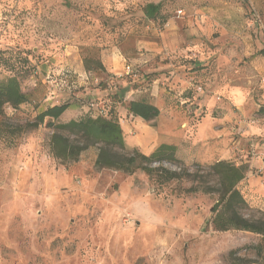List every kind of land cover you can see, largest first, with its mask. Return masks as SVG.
Wrapping results in <instances>:
<instances>
[{
	"label": "rangeland",
	"instance_id": "1",
	"mask_svg": "<svg viewBox=\"0 0 264 264\" xmlns=\"http://www.w3.org/2000/svg\"><path fill=\"white\" fill-rule=\"evenodd\" d=\"M149 2L161 4L156 20L144 15ZM262 49L264 0H0V79L19 77L31 97L0 114V264H264L261 235L213 228L216 194L188 192L186 179L161 182L141 169L98 168L97 145L77 161L55 158L50 118L34 126L54 95L32 73L42 66L55 95L73 100L72 118L96 115L90 101L113 109L127 146L149 155L159 120L122 113L121 104L146 95L130 96L129 86L144 89L175 69L192 78L190 93L171 99L180 125L196 119L197 108L218 115L226 103L236 127L237 119H264ZM85 56L105 69L84 73ZM124 65L136 75L124 74ZM181 160L190 171L210 164ZM242 193L245 215L262 217L264 201Z\"/></svg>",
	"mask_w": 264,
	"mask_h": 264
},
{
	"label": "trees",
	"instance_id": "2",
	"mask_svg": "<svg viewBox=\"0 0 264 264\" xmlns=\"http://www.w3.org/2000/svg\"><path fill=\"white\" fill-rule=\"evenodd\" d=\"M143 12L146 18L156 20L161 12V4L149 2L143 7ZM260 52L264 54V49ZM83 62L87 73H91L93 69H105L100 58L85 56ZM37 70L38 64L33 67L32 73L35 74ZM133 88L138 87L134 85ZM30 99V95L23 91L19 77L12 75L0 79V114H5L6 105L18 110ZM69 106L70 102L65 99L49 104L37 115L34 124L38 126L46 117L50 118L47 125L53 128L51 149L55 158L63 162L77 161L83 151L97 145L99 151L95 164L98 168H112L129 174L141 169L156 176L161 182L186 179L192 183L186 189L188 192L201 191L217 195L216 202L211 207L210 219L215 230L250 231L261 235L264 241V210L262 217L257 218L248 217L244 213L250 205L240 190L239 183L250 170L248 164L237 165L230 160H219L206 165L195 163L196 170L190 171L179 159L176 145L163 143L149 155L137 148H129L119 117L113 109L105 110L104 115L89 112L81 118L64 121L61 117ZM126 107L130 113L146 121H152L160 114L159 107L146 96L130 99ZM259 111L264 114V105ZM164 162L176 164L179 169H169L163 165Z\"/></svg>",
	"mask_w": 264,
	"mask_h": 264
},
{
	"label": "crops",
	"instance_id": "3",
	"mask_svg": "<svg viewBox=\"0 0 264 264\" xmlns=\"http://www.w3.org/2000/svg\"><path fill=\"white\" fill-rule=\"evenodd\" d=\"M122 65L119 61L118 67L121 68ZM112 66L110 67L111 71L115 73L117 66L115 63ZM123 67L126 69V65ZM38 68L39 79L44 82L46 80L44 70L42 66H38ZM81 68L84 70L83 66ZM84 73L87 74L85 71ZM88 74L90 75V73ZM191 80L192 78L181 75L174 69L171 76L162 74L153 79L144 89L129 86L130 91H128L127 88L130 96L133 93H146L145 96L160 109V114L156 118L159 120V128L156 137H154L155 149L161 144L167 143L178 147V156L183 160L207 163L230 160L237 165L248 164L250 170L246 178L239 183V188L240 190L243 189L242 191L246 192L247 196H250L249 200L257 198L264 201V119L250 121L246 118L245 120L237 119L238 126L232 127L228 121L230 112L224 110L227 108L225 103L218 105L219 108H224L218 111V115L215 114V109L206 112L204 109L197 108L195 109L196 119L194 117L187 119L180 125L178 118L180 110L174 106V101L171 99L178 98L185 93L188 95L192 86ZM85 89L87 93L101 94L100 89H89V87ZM168 90L172 92H168ZM62 95L63 93L53 97L49 96L47 100L52 98L54 101L50 104L58 103L63 97ZM194 98L197 99L198 97L195 96ZM188 100L190 99L188 98ZM210 101L214 102V98ZM196 104L202 106L203 101L199 99ZM81 108L85 111L86 107L82 106ZM121 108L123 109L122 113L130 115L135 121H144L142 117L130 113L126 104H121ZM77 113V110L72 111L70 105L61 119L70 120ZM145 130L153 133L150 129L145 128Z\"/></svg>",
	"mask_w": 264,
	"mask_h": 264
},
{
	"label": "built area",
	"instance_id": "4",
	"mask_svg": "<svg viewBox=\"0 0 264 264\" xmlns=\"http://www.w3.org/2000/svg\"><path fill=\"white\" fill-rule=\"evenodd\" d=\"M35 74L36 75H38L39 74V71L37 70V71H35ZM124 74H134V75H136V70L133 68V67H131V65H127V67H126V69H125V71H124ZM123 73L122 74H120L119 76H122V75H124ZM50 78H49V76H46V83H48V84H50V89H49V91L51 92L50 94L51 95H55V92H54V89L55 88H53L52 86H53V84H52V82L49 80ZM52 84V85H51ZM99 103H97V102H90L89 104H88V109L89 110H96L95 111V114L96 115H98V114H102V115H104V114H106V111H105V109H103V108H101V109H99ZM94 113V112H93Z\"/></svg>",
	"mask_w": 264,
	"mask_h": 264
}]
</instances>
